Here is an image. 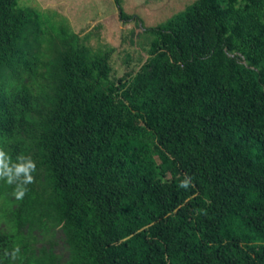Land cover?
I'll return each mask as SVG.
<instances>
[{
	"label": "trees",
	"instance_id": "trees-1",
	"mask_svg": "<svg viewBox=\"0 0 264 264\" xmlns=\"http://www.w3.org/2000/svg\"><path fill=\"white\" fill-rule=\"evenodd\" d=\"M139 27L118 76L111 51L0 0V147L38 168L23 200L0 181V264H264V0Z\"/></svg>",
	"mask_w": 264,
	"mask_h": 264
},
{
	"label": "rangeland",
	"instance_id": "rangeland-1",
	"mask_svg": "<svg viewBox=\"0 0 264 264\" xmlns=\"http://www.w3.org/2000/svg\"><path fill=\"white\" fill-rule=\"evenodd\" d=\"M193 0H120L123 11L134 14L144 28L155 26L184 9ZM19 6L40 10L43 17L58 26L65 22L92 51H111V64L120 76L145 56L149 34L142 33L134 19H121L115 0H17Z\"/></svg>",
	"mask_w": 264,
	"mask_h": 264
},
{
	"label": "clouds",
	"instance_id": "clouds-1",
	"mask_svg": "<svg viewBox=\"0 0 264 264\" xmlns=\"http://www.w3.org/2000/svg\"><path fill=\"white\" fill-rule=\"evenodd\" d=\"M38 172L37 161L31 154H17L15 158L4 147H0V181L12 187V195L18 201L23 200L29 192V185L35 183L34 173ZM178 188L187 190L194 187L190 176L179 180ZM21 254L19 245L5 250L3 256L16 261Z\"/></svg>",
	"mask_w": 264,
	"mask_h": 264
}]
</instances>
